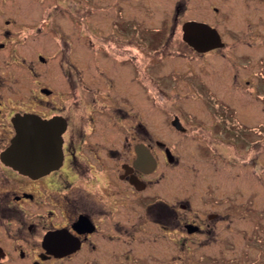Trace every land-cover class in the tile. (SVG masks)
<instances>
[{"label": "flooded vegetation", "instance_id": "flooded-vegetation-1", "mask_svg": "<svg viewBox=\"0 0 264 264\" xmlns=\"http://www.w3.org/2000/svg\"><path fill=\"white\" fill-rule=\"evenodd\" d=\"M154 1L160 14L157 26L128 16L126 2L124 18L130 21L110 20L102 48L88 38L93 50L79 56L71 54V43L61 33L58 47L52 44L48 51L45 19L20 0H0V264H144L134 256L144 243L156 251L154 259L162 247L182 253L187 261L188 251L221 240L223 211L193 209L187 182L175 183L179 154L171 134H181L185 148L191 140L201 143L205 154H217L219 145L237 153L243 145L252 151L254 126L241 124L237 108L216 100L202 84L194 89L212 112L210 125L196 121L180 105L160 102L174 78L161 70L164 60L173 57L171 36L176 30L198 55L215 51L227 59L223 63L228 76L222 79L233 80L234 88L241 86L239 57L227 55L233 49L223 38L220 22L214 26L184 16L188 0ZM251 1V17L258 13L264 21V0ZM243 3L248 5L245 0L231 2L236 13L216 6L214 10L220 21L238 30L246 19L244 26L251 30L255 23L237 11ZM193 22L211 28L193 35L191 42L187 30L193 28L187 25ZM140 25L156 30L157 37L144 39ZM87 26L95 30L93 22ZM134 26L133 36L129 32ZM50 27L60 29L53 17ZM241 87L254 91V79H243ZM145 110L151 119L146 124ZM20 115L29 117L25 151L19 154L23 170L6 156ZM162 126L171 133H161ZM239 126L246 132L233 141ZM252 160L249 157L248 163ZM228 210L236 213L239 208ZM215 252L221 254L222 249Z\"/></svg>", "mask_w": 264, "mask_h": 264}, {"label": "rangeland", "instance_id": "rangeland-1", "mask_svg": "<svg viewBox=\"0 0 264 264\" xmlns=\"http://www.w3.org/2000/svg\"><path fill=\"white\" fill-rule=\"evenodd\" d=\"M188 1L187 15L185 13L184 16L203 19L214 26L220 22L218 25H222L223 38L230 44L229 50L233 49L227 55L230 59L239 57L238 79L241 86L243 79L251 78L255 81V90L253 91L251 87L245 90L241 86L234 88L233 80L231 83L230 78L223 82L225 73V77L228 76L226 65L223 63L227 59H220L215 51L198 55L184 45L180 31L176 30L171 36L174 50L171 56L174 58H166L164 60L166 68L161 70L165 71L162 74L173 73L174 78L167 85L166 93L161 95L159 101L168 105H180L184 113L191 115L196 121L210 125L214 122L212 112L205 105L206 101L203 100L200 92L194 89L202 84L216 100L228 102L237 108L236 118L241 124L254 126L255 130L251 131L250 139L255 141L252 143V151L247 150V146L243 145L236 153L226 146L219 145L217 154L213 155L205 154L201 143L194 140H191L189 147L185 148L183 146L185 139L180 137L181 134L172 133L179 154L175 183L178 185L187 182V200L190 201L193 209L205 212L211 208H218L223 211L225 218L219 229L222 238L217 242L199 245L196 249L188 251L187 261L182 253L181 256L172 253L170 248L169 251H163L162 247H159V258L154 259L152 256L156 251L151 247L147 248L149 245L145 243L137 248L134 256L144 264H264V21L260 20L258 13L253 15L254 18L251 17L253 12H249L254 5L251 0H245L248 5L243 3V7L237 9L239 13L244 12L247 19L255 23V27L253 26L251 30L244 26L246 19L243 20L244 24L240 26V30L227 20L220 21V16L214 7H223L227 12L233 10L236 13L237 6L231 4L234 0ZM126 2L128 16L137 18L148 27L158 25L160 14L152 6L154 0H20L22 6H27L35 12L36 17L41 16L45 19L43 22H47L45 34L49 42L48 51H51L54 46L58 47L61 33V37L70 41L71 45L74 44L73 49L71 45L69 47L72 50L70 53L79 54V56L89 55L92 52L88 38L102 48L105 43V34L109 31L110 20L120 24L130 21L124 18ZM56 4L59 6L54 9ZM91 7H93V13H89ZM120 13H123L122 16ZM52 17L54 23L60 25V29L56 31L50 29ZM91 22L95 26L94 31L87 28V24ZM144 25L138 26L144 27L142 30L144 39L151 40L157 37L156 30L148 29ZM228 27L231 30H226ZM133 28L134 30L129 33L134 36L136 26ZM235 33L238 35L235 36ZM158 37L162 38L163 35L160 33ZM75 43L80 45L76 46ZM75 50L79 53H75ZM179 51L187 53V58H184L183 54L180 55ZM232 70L234 68L229 69V72ZM233 91L235 96L230 95ZM147 115L145 110V124L151 121ZM236 128L235 135H237L232 137L233 141L237 137L243 138L246 132L242 126ZM197 129L199 131V128ZM160 131L163 134L171 133L163 126L160 127ZM231 134L234 135V132L231 131L229 135ZM249 157L253 158L250 163H248ZM181 176H185L187 180L181 179ZM233 205L239 208L236 213L228 210V207ZM216 248H221L222 253H216ZM130 259L131 256L128 255L127 262H130Z\"/></svg>", "mask_w": 264, "mask_h": 264}, {"label": "water", "instance_id": "water-1", "mask_svg": "<svg viewBox=\"0 0 264 264\" xmlns=\"http://www.w3.org/2000/svg\"><path fill=\"white\" fill-rule=\"evenodd\" d=\"M187 26H191L189 28H193L192 30L188 29L187 30V41H191L193 39V35L198 34L207 28V32H209V28H211L209 25L201 22H193L191 24H188ZM183 38H185V29L183 28ZM213 36H216L217 38V33L215 30L212 29ZM29 119V117L25 115H20L15 118L14 124H15V129H16V136L15 139L12 141L10 146L6 150V156L9 158L11 162H15V166H17L18 169L24 168L23 165V160L22 156L19 154L23 153L25 151L24 145V138L26 136L27 132V125L26 122Z\"/></svg>", "mask_w": 264, "mask_h": 264}]
</instances>
